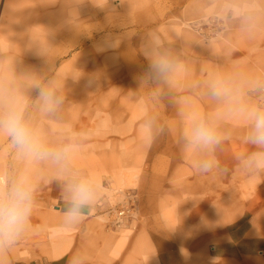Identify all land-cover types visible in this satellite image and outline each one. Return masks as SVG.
I'll use <instances>...</instances> for the list:
<instances>
[{"label": "rangeland", "instance_id": "374dc122", "mask_svg": "<svg viewBox=\"0 0 264 264\" xmlns=\"http://www.w3.org/2000/svg\"><path fill=\"white\" fill-rule=\"evenodd\" d=\"M83 1L87 4V0ZM120 2L94 0V6L99 11L92 21L97 41L90 49L85 46L70 50L56 59L55 67L50 71L49 53L60 44L61 49L68 45L65 40L53 42L52 39L58 24L69 17L67 10L72 6L71 0H0V110L4 109L9 99L24 103L22 99L27 94L35 98L32 107L36 104L35 91L29 84V77L33 74L43 76V79L58 77L67 93L65 101L77 92L82 116L84 111L89 110L90 104L95 105L97 102L96 88L106 98L116 93L128 94L131 92L130 87L114 76L116 71L113 61L122 57L119 50L126 44L148 66L142 48L149 35L155 34L161 46L183 66L181 75L169 76L166 80L176 85V94L182 98L177 108L198 109V112L202 109L205 115L223 113L221 125L224 128L221 127L232 132V139L225 141L216 153L219 163L229 162L247 151V146L239 139L246 123L232 121L234 113H230L226 106L209 102L206 86L210 78L223 77L231 85H240L247 91L245 102L248 105L264 106V93L248 91L257 85L264 86V0H125L126 7H121ZM81 33L83 38L84 30ZM124 33H129V40L122 38ZM133 38H138V41L133 42ZM43 47H47L48 53L37 55ZM31 53H35L34 56L26 55ZM72 62L76 63L75 79L68 75ZM194 78L206 79L203 89L199 85L195 87ZM90 96L92 99L87 102ZM63 108L65 115L71 113L69 105ZM42 113L37 106L25 111V116L45 142L54 144L57 140L49 126L53 123L44 120L45 113ZM86 130H90V127ZM86 133L84 131L81 136H86ZM93 133L89 137V144L97 141L111 144L105 150L101 148L102 153L98 156H113L117 161L122 158L121 151L126 148V159L135 166L162 164L167 190L162 196L176 207L172 224L167 226L160 218L162 196L155 201L154 210L151 207L153 213L145 214L141 178L133 176L117 188L113 184L111 168L108 167L105 170L98 169L94 176L99 185V195L91 213L85 215L76 226L64 227L59 179L61 173L45 163L17 160L7 137L0 136V165L7 169L3 173L26 175L35 185V219L32 226L36 230L40 228L43 235V239L29 244L19 239L10 249L0 251L3 254L0 264H13L20 258L50 255L48 235L52 229L68 230L65 233V242L69 244L68 255H82L84 264H106L117 257L121 258L123 249L127 247L135 249L130 253V261L133 262L132 258H137V253L152 257L155 250L186 247L200 237L202 233L197 228L199 218L190 222L189 202L193 197L201 196L203 180L209 173L199 174L195 171L196 157L181 150L164 154L157 152L148 159L151 144L146 142L141 128L126 134L109 131L104 137ZM169 137L172 138L171 135ZM65 139H69L68 136ZM120 143L125 146L121 148ZM128 150H131L130 155ZM76 163L79 161L75 159L71 162L72 174H88L87 171L81 173L83 166L74 168L73 164ZM127 192L133 195L129 200L126 198ZM255 196L257 199L253 208L258 213L264 209V192L257 189ZM124 206L128 211L123 223L112 225L116 212ZM37 212H40V216ZM183 213L186 214L184 219L181 217ZM255 215L244 211L240 218L224 224L222 228L226 232L235 222H245ZM215 228L209 226L204 228V232H212ZM108 234L115 238L118 236L117 241L115 238L106 239ZM209 236L207 249L218 243L214 235ZM119 237L121 240H118ZM116 243L121 244L116 246Z\"/></svg>", "mask_w": 264, "mask_h": 264}, {"label": "crops", "instance_id": "0c3cea01", "mask_svg": "<svg viewBox=\"0 0 264 264\" xmlns=\"http://www.w3.org/2000/svg\"><path fill=\"white\" fill-rule=\"evenodd\" d=\"M71 3L72 6L67 10L69 17H65L64 21L58 24V28L53 31L52 39L53 42L55 40H65L68 45L65 49H61L62 45L60 44L49 53L48 69L50 71L54 69L56 59L68 54L70 50L85 46L86 49H90L97 41V33L92 21L97 17L99 11L94 6V0H87V4L83 0H71ZM120 5L121 7H126L125 0H121ZM105 9L104 7L103 10ZM88 29H92L93 32V37L90 39L86 36ZM83 30L85 36L82 38L81 32ZM122 38L129 40V33H124ZM74 40L75 44L73 45ZM132 40L136 43L138 38H133ZM108 43L110 44L111 42ZM131 49L126 44L122 45L119 50V54L122 57L113 61V68L116 71L114 76L121 78L120 82H123V85H128L131 92L128 94L116 93L106 98L103 96V92L96 88L95 96L97 97V102L95 105L90 104L89 110L84 111L83 116L80 115L81 105L76 92L64 104L70 106L71 113L69 115L63 113L62 110L64 108L62 107L60 111L55 113V116L50 114L53 116L52 119H50L49 114H45L44 120L53 123V125H49L53 130L50 132L56 134L53 137L55 136L57 142L66 141L65 138L68 136L69 139L78 145L79 152L75 160L79 161V163L73 164V166L74 168L83 166V169L80 170L81 173L87 171L89 175L95 176L98 169L105 170L110 167L113 184L117 188H120L133 176L140 177L141 190L145 195L143 198V211L149 215L153 213L155 201L167 193L162 164L155 163L152 167L147 163L135 166L126 159V148L121 151L122 158L117 159V161H115L116 159L113 156L111 158L109 155L107 157H101L102 154L98 156L99 153H102L101 148L105 150L111 144L110 142L104 143L105 141L89 144L91 143L89 137L94 134L93 132L98 134L99 137H104L109 131L119 134L130 133L140 128L142 120L146 117L154 116L158 119L159 124L163 125L164 131L162 133L157 132L154 141L151 143L148 153V159H150L157 152L164 154L182 150L179 143V135L185 125V121L180 117L181 112L185 114L196 112L201 115H205V113H202V109H199V112L197 111L198 109L194 111L188 108L178 109L177 106L181 104L182 98H178L176 85L170 81L141 84V77L144 75L147 65ZM33 54L35 53L26 55L34 56ZM182 68L183 66L179 64V67L170 76L177 77L181 75ZM68 71V75H74L75 79L77 74L75 62L69 65ZM40 77L43 78V76ZM205 81L206 79L195 80L194 78L195 87L199 85V88L202 86L201 88L203 89ZM63 91L66 95L64 87ZM34 99L33 95L30 94L23 97L22 101H25L22 105L25 111H30L38 106L36 103L32 107ZM91 99L90 96L86 101L90 102ZM40 112H42L41 109ZM218 113L221 116L223 114L221 112ZM233 115V118L228 116L232 121L246 123L240 116ZM88 127H90V130H86ZM84 131H87L86 136H81ZM88 144L89 146H87ZM119 146L123 148L125 145L120 143ZM97 149L101 152H98ZM128 152V155H130L131 150H128ZM188 154L195 158L192 153ZM219 165V169H214L209 172L207 178H204L201 196L193 197L189 202L191 209L190 222L199 218L197 228L199 229L198 232L202 233L194 243L181 248H161L155 250L152 257L145 256V253H137L138 257L132 258L133 262L130 261V253L135 251V249L127 247V249H123L121 258L117 257L106 264H264V235H262L264 234V209L257 213L253 208L257 199L255 196L256 190L264 192V175L249 176L240 171L237 168L235 158L230 159L229 162L221 161ZM27 166L29 165L27 164ZM1 167L0 165V172L7 170L3 168L4 166L2 169ZM129 196L130 198L133 197L131 193L127 192L126 198L128 199ZM160 200V218L165 225L170 226L176 216V207L168 203L170 201L164 196ZM151 207L153 210H151ZM91 211L92 207L86 215L90 214ZM244 211L255 213L256 215L245 222L240 220L235 222L230 230L224 232L223 225L240 218ZM37 214L40 216V212H37ZM185 215L183 213L181 217L183 218ZM34 219L33 210L30 218V227L21 237L24 240L20 239L26 244L32 243L37 239H43L41 229L37 228L36 230L32 226ZM209 226H215L216 228L212 232H204V228ZM67 231V229L51 230L48 235L50 255L20 258L15 260L13 264H69L72 256L68 255L69 244L65 242V233ZM210 234L214 235L218 240L217 245L210 248L211 251L207 249L208 242L206 243ZM112 236L108 234L106 239L112 240L115 238ZM117 238L118 236L115 238L116 241ZM118 240H121V238L119 237ZM121 243L123 244V241ZM120 244L116 243V246ZM2 255L0 254V263L3 260Z\"/></svg>", "mask_w": 264, "mask_h": 264}, {"label": "clouds", "instance_id": "9594fccd", "mask_svg": "<svg viewBox=\"0 0 264 264\" xmlns=\"http://www.w3.org/2000/svg\"><path fill=\"white\" fill-rule=\"evenodd\" d=\"M41 48L37 55L48 53ZM142 53L148 62L141 77V84H156L166 81L179 67L174 56L161 46L159 38L150 34L143 45ZM30 87L35 91L36 103L45 114H55L65 104L63 85L57 77L43 79L39 75L29 77ZM248 91L264 93V86L257 85ZM247 91L240 85H231L223 77L210 78L206 86V98L240 116L246 127L239 136L247 151L236 157L237 168L249 176L264 175V106H251L245 102ZM185 125L179 135L182 151L192 153L196 159L195 171L207 174L219 169L216 153L223 143L232 139V132L221 127V114L201 115L196 112L180 113ZM141 131L150 145L163 125L154 116L142 120ZM0 136H5L14 149L17 160L45 163L61 175L63 200L62 225L71 228L79 224L88 210L97 203L99 185L94 176L72 174L71 162L79 147L71 139L49 144L25 116L24 106L9 99L0 110ZM36 202V188L32 180L23 174L11 175L0 172V251L10 249L30 227V218ZM69 264H84V257L75 254Z\"/></svg>", "mask_w": 264, "mask_h": 264}, {"label": "built area", "instance_id": "2783aa9c", "mask_svg": "<svg viewBox=\"0 0 264 264\" xmlns=\"http://www.w3.org/2000/svg\"><path fill=\"white\" fill-rule=\"evenodd\" d=\"M130 199V196L128 197V200ZM128 211L127 207H123L120 211L116 212L113 221H112V225L114 226H119L123 223L124 219L126 218V213Z\"/></svg>", "mask_w": 264, "mask_h": 264}, {"label": "bare ground", "instance_id": "6f19581e", "mask_svg": "<svg viewBox=\"0 0 264 264\" xmlns=\"http://www.w3.org/2000/svg\"><path fill=\"white\" fill-rule=\"evenodd\" d=\"M73 35H74V33H73ZM87 37H88V39H90V38H92L93 37V32H92V29H88V31H87V35H86ZM74 37V36H73ZM73 45L75 44V40L73 41V43H72ZM72 73H74V72H72ZM74 76V75H73ZM25 101V100H24ZM52 115V114H51ZM50 115V119H52V117L53 116H55V114H53V116H51ZM32 161H29V163H31ZM31 229V228H30ZM55 233V232H54ZM30 234V233H29ZM20 239H23V238H20ZM24 240V239H23Z\"/></svg>", "mask_w": 264, "mask_h": 264}]
</instances>
